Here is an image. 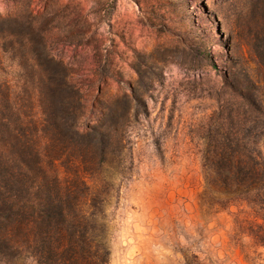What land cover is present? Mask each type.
Masks as SVG:
<instances>
[{"label":"rangeland","instance_id":"obj_1","mask_svg":"<svg viewBox=\"0 0 264 264\" xmlns=\"http://www.w3.org/2000/svg\"><path fill=\"white\" fill-rule=\"evenodd\" d=\"M258 32L264 0H0V80L12 96L27 109L40 87L63 120L70 101L82 131L101 127L115 142L85 173L113 179L109 264H184L183 252L202 264H264L263 248L246 237L238 245L234 208L198 204L210 117L233 108L225 78H250L264 101ZM88 133L74 135L73 149L96 148Z\"/></svg>","mask_w":264,"mask_h":264},{"label":"trees","instance_id":"obj_2","mask_svg":"<svg viewBox=\"0 0 264 264\" xmlns=\"http://www.w3.org/2000/svg\"><path fill=\"white\" fill-rule=\"evenodd\" d=\"M261 41L264 32L255 33L252 46L264 66ZM5 51L0 42V57ZM244 81L225 78L233 108L223 113L220 105L218 116L210 117V126L217 123L207 129L201 151L204 188L198 204L205 213L234 208L238 245L245 246L246 237L264 249V101L256 94L259 87L250 78ZM10 88L8 79L0 80V256L27 257L35 264H109L108 206L114 195L105 187L113 179L85 173L115 142L104 128L82 131L84 114L72 111L70 101L61 102L67 122L53 111L58 100L42 88L29 95L27 109ZM88 132L95 133L96 148L73 149L74 135ZM63 160L70 174L61 175ZM183 256L184 264H202L196 255Z\"/></svg>","mask_w":264,"mask_h":264}]
</instances>
